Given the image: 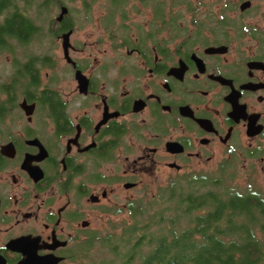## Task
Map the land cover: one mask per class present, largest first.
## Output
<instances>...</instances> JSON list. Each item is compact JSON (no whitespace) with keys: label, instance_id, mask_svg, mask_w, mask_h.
I'll list each match as a JSON object with an SVG mask.
<instances>
[{"label":"flooded vegetation","instance_id":"1","mask_svg":"<svg viewBox=\"0 0 264 264\" xmlns=\"http://www.w3.org/2000/svg\"><path fill=\"white\" fill-rule=\"evenodd\" d=\"M244 2L250 5L241 10ZM254 2L178 0L188 16L166 18L161 0H145L148 29L100 19L106 27L95 46L108 43L106 58L71 41L77 27L68 7L47 24L61 59L51 49L23 62L13 56L0 84V264H85L102 215L127 214L124 227L150 190L213 168L245 172L243 188L231 179L253 195L241 227L258 231L264 1ZM253 7L260 18L245 23ZM69 30L65 54L61 35ZM28 64L37 71L26 80L35 76L37 85L22 84ZM141 186L140 198L127 194Z\"/></svg>","mask_w":264,"mask_h":264},{"label":"trees","instance_id":"2","mask_svg":"<svg viewBox=\"0 0 264 264\" xmlns=\"http://www.w3.org/2000/svg\"><path fill=\"white\" fill-rule=\"evenodd\" d=\"M82 1L87 3L83 9L90 10L95 0ZM106 1L105 22L112 25L117 17L123 25L128 18V0ZM51 3L65 5L63 0H0V52L14 53L13 47L40 36L42 27L35 24L29 10L46 9ZM127 33L122 31L123 36ZM34 58L41 60L40 55ZM35 71L28 64L21 74L25 75L22 84L37 85L35 76L26 80ZM223 176L222 169L214 176L207 172L184 174L172 178L157 198L138 201L131 222L103 241L118 264H264V199L257 203L262 209L258 231L242 228L252 211L253 195L234 187L231 179Z\"/></svg>","mask_w":264,"mask_h":264},{"label":"rangeland","instance_id":"3","mask_svg":"<svg viewBox=\"0 0 264 264\" xmlns=\"http://www.w3.org/2000/svg\"><path fill=\"white\" fill-rule=\"evenodd\" d=\"M42 1V0H39ZM82 0H63V3L71 8L73 11L72 16L75 18L76 21V27L77 29L75 30V33L71 36V41H73L74 44H77L80 47H83L86 50L93 51L95 49L98 50L99 54L104 52V49H108L109 45H107V42H102L99 46V49L95 46V40L98 38L102 39V27H106L103 23L101 25L102 21L100 22V19H105L106 15L108 14L107 9H105V6L108 5V1L106 0H95L92 2V8L88 12H84L81 9V4L79 3ZM162 1V6L164 8L163 13L164 17L168 18L169 16H184L187 17V12L186 14L185 11H187L186 7H182L177 3V0H161ZM234 2L235 0H230ZM254 3H257L259 5L260 2H263L264 0H254ZM131 4L136 5L137 10L135 11L134 8L131 6ZM263 6V5H261ZM128 18L124 21L126 24H146L147 20L152 18L150 7H144L142 5V2L139 0H128L127 7H125ZM216 9V8H215ZM255 9L254 7L251 9V11H248L244 15V20L245 23L249 22L251 24L255 23L256 20H258L261 15V13H254ZM30 16L34 19L36 22V25H41L42 27V32L40 36L38 37H33L32 40H30L29 43L24 44V46H17L13 47L14 48V53L2 51L0 52V84L5 82L4 78L7 76L9 72L13 69V56L15 55L17 60L19 62H23L26 57L25 55L27 54H42L43 52L47 51V49H51L52 52L57 56V58L61 59V44L60 41L57 40L55 41L54 37H50L48 34V29H47V24L48 20L50 18H54L57 16L59 12V7L57 5L54 6L53 3H51L48 8L43 9L41 8L39 11L33 10L31 8L29 10ZM231 12V11H230ZM88 13L87 16L84 14ZM232 13H230L231 15ZM187 15V16H186ZM120 24V20L116 17L114 19L113 25H118ZM147 29L149 27V24H146ZM12 43H15L14 41ZM84 51V52H85ZM88 51V52H89ZM31 52V53H30ZM87 53V52H85ZM75 55H80V53H75ZM101 57H103L101 55ZM103 58H106L103 57ZM16 60V59H15ZM15 62V61H14ZM62 61L58 62V68L62 67L64 64ZM46 81V77L44 78ZM38 126V123H37ZM220 169H211V175H217L220 173ZM225 171V177L227 178L228 181L232 178H236V182L238 183V186H241L242 188L244 187L245 180L243 177H246V174L243 170L241 169H236L232 168L229 166L227 169H222ZM119 171V170H118ZM168 173V172H167ZM165 173V175L167 174ZM181 174V173H179ZM184 174L177 175L176 177H181ZM161 177L164 176V174L160 175ZM241 178V179H240ZM148 180V179H147ZM235 181V180H234ZM233 181V182H234ZM232 182V184H233ZM259 188V191L263 192L264 190V183L260 182L256 184ZM168 186L167 184L158 185L155 189L150 190L149 194H145L146 197H143L141 199H138L139 201H142L146 203V201L155 199L158 197L160 193L164 191V189ZM142 188H136L134 190L128 191V195H132L135 198H140L143 196L142 194ZM120 192V191H119ZM124 195V192L121 191L120 193L117 194V198L121 197ZM121 201H124L123 199H118ZM137 200V201H138ZM129 219L127 214L122 213V214H117V215H111V216H105L102 215L101 218V231H100V238L96 239V241L93 243V247H91L87 251V257L85 259V264H106V262L111 261L108 264H118L117 257H113L111 251L106 245V242H103L107 240L108 238H112L111 235H115L121 232L123 224L125 222V219ZM103 242V243H102Z\"/></svg>","mask_w":264,"mask_h":264},{"label":"water","instance_id":"4","mask_svg":"<svg viewBox=\"0 0 264 264\" xmlns=\"http://www.w3.org/2000/svg\"><path fill=\"white\" fill-rule=\"evenodd\" d=\"M249 3L248 2H244L240 5V9L241 10H244L245 8L249 7ZM68 12V7L66 5H61L60 6V11H59V14L57 16V20H61L63 18V16L65 14H67ZM72 30H69L67 32H64L62 35H61V38H62V47L65 51V54H67V49L70 45V42H69V37H70V34H71ZM22 107L26 110V113H30L31 110H32V105L29 106V105H26V103H22L21 104ZM26 106H29L28 108H26Z\"/></svg>","mask_w":264,"mask_h":264}]
</instances>
